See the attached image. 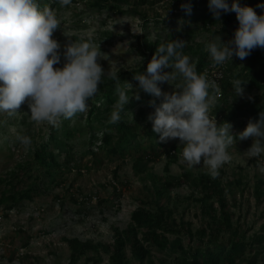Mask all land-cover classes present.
<instances>
[{
	"label": "rangeland",
	"instance_id": "1",
	"mask_svg": "<svg viewBox=\"0 0 264 264\" xmlns=\"http://www.w3.org/2000/svg\"><path fill=\"white\" fill-rule=\"evenodd\" d=\"M119 1L110 0L109 6L101 9L91 5V0H72L70 5L63 7L57 4L54 11L60 27L54 31L53 38L62 46L69 40L91 43L101 51L98 62L106 71L105 75H112L136 69L143 64V35H147L151 41L160 39L165 42L171 36L186 41L182 52L195 65L201 45L206 51L207 44L219 42L218 36L223 43H227L239 26L236 23L229 30L223 31L221 19H217V23L206 29L193 18V13L187 15L180 7L182 3H191L194 8L200 0ZM245 1L258 15H264V9L257 7L264 4V0ZM254 51L264 52V49L253 50L244 60L234 56L232 61H227V64H231L229 72L227 68L224 71L223 81H228L227 89H222L221 96L215 95L216 98H222L225 107L220 109L214 105L210 111L216 121L220 113L238 104L257 97H262L264 102V87H252L247 83L250 73L262 64V60L253 55ZM64 62L61 55V63L55 67H62ZM212 63L208 53L205 68L212 66ZM217 72V67L210 71L212 75L207 77L208 80L211 81ZM235 79L245 82L242 85L243 97L236 96L233 86ZM130 83L134 92L138 90V81L133 79ZM169 83H162L159 87L162 91L171 92L177 84L183 83V78L178 76ZM210 95L214 93L210 92ZM161 101L162 97L159 98ZM148 102L146 106L152 109ZM137 109L138 105L128 110L126 117L135 120ZM245 116L246 112L240 111L232 121L231 133L234 136L246 128ZM101 126L98 122L95 130L99 131ZM49 128L50 125L46 123L37 124L30 119L27 102L13 116L0 113V197L8 188L2 179L10 178L9 172L16 162L30 156L29 146L34 142L31 138L39 140ZM22 131L24 133L21 134ZM72 132L74 135L70 142L74 147L67 149L61 146L62 168L49 173L40 170L33 161L30 164L32 177L18 184V187L28 184L35 187L32 199L21 200L13 207L0 203V264H113L111 244L115 230L126 228L132 222L133 211L139 206L154 205L151 191L155 186L152 182H158L159 179L178 182L168 187L160 199L162 204L172 209L168 214L169 225L181 230L179 233L167 231L168 239L180 236L186 249L202 244L198 230L208 224L211 220L209 211L213 210L205 212L202 204L214 208L218 215H221V210L217 201L207 199L203 202L198 199L202 196L198 186L189 182L179 183L185 173H189L191 179L209 173L203 164L190 168L182 162L183 146L178 138L167 143L156 142V154L150 153L148 156L151 157L135 168V158L143 152H149L150 142L154 140L145 123L140 126L134 145L131 143L128 146L125 155L110 153L107 148L97 150L94 155L88 152L90 132L85 112L78 113L70 120H62L58 134L65 139ZM18 135L29 137L31 144L27 147L23 145L17 140ZM252 143L251 137L246 140L237 139L228 148L231 161L219 169L217 178L226 190L227 208L233 213L230 226L221 230V234L234 236L237 230L239 236L247 242L246 255L254 258L256 264H262L264 241L262 245L252 238L257 233H264V200L258 203L254 192L258 177L264 178V171H261L264 168V155L249 158L246 151ZM172 144H175V148H171ZM237 178H241V183L235 181ZM183 221L191 222L193 237L181 228ZM74 237L92 241L98 245V249L83 252L75 261H71L68 240ZM208 238L209 235H206L205 239ZM124 252L125 264H177V256L180 254V251L170 247L158 250L152 246L151 254L142 261L129 244ZM235 264H247V261L237 260Z\"/></svg>",
	"mask_w": 264,
	"mask_h": 264
},
{
	"label": "clouds",
	"instance_id": "2",
	"mask_svg": "<svg viewBox=\"0 0 264 264\" xmlns=\"http://www.w3.org/2000/svg\"><path fill=\"white\" fill-rule=\"evenodd\" d=\"M71 2L59 0L62 7ZM180 7L191 15V3H182ZM257 7L264 9V4ZM209 9L214 20H220L222 13L235 12L239 25L227 43L218 36V43L206 45L212 67L232 61L234 56L244 60L253 50L264 49V15H258L250 6H241L238 0H232L231 4L227 0H210ZM59 27L55 11L47 5L41 8L38 0H0V113L13 116L27 102L33 122L59 127L62 120L87 111L88 101L97 94L106 74L98 62L101 51L84 41L69 40L62 46L53 38ZM185 42L176 39L156 48L146 73L133 76L138 81V90L134 92L128 82L127 90L134 92L131 98L126 89L116 86L118 110L111 113L110 121L119 122L120 111L132 98L139 100L140 91L149 94L153 99L148 104L154 111L147 120L158 134L157 142L178 138L183 146L182 162L190 168L203 164L215 178L219 169L231 161L228 148L237 139L253 138L246 151L249 158L264 155V111L259 113L258 120L250 119L236 136L231 133L230 123L218 125L215 116L210 115L216 96L210 95L209 89L219 92V85L209 81L206 73L197 74L189 56L182 52ZM61 55L63 66L54 67L61 63ZM178 76L183 78L182 84L171 92L161 90L160 84ZM243 84L239 79L233 81L236 96H244ZM161 97V103L157 104V98ZM17 140L26 147L31 144L27 136L18 135Z\"/></svg>",
	"mask_w": 264,
	"mask_h": 264
},
{
	"label": "trees",
	"instance_id": "3",
	"mask_svg": "<svg viewBox=\"0 0 264 264\" xmlns=\"http://www.w3.org/2000/svg\"><path fill=\"white\" fill-rule=\"evenodd\" d=\"M110 0H91V5L97 8H104L109 6ZM113 1V0H112ZM119 1V0H115ZM121 2L127 0H120ZM119 1V2H120ZM210 0H200L194 8H192V16L195 20L200 22V25L206 29H209L214 23L212 12L209 9ZM229 4L232 0H227ZM241 6H248L245 0H238ZM41 8L45 5L51 7L54 10L59 0H38ZM221 27L223 31L229 30L231 25L238 23L235 12L222 13L221 14ZM55 35V34H54ZM143 42V55L145 61L138 68L129 71H119L112 75H105L102 77V83L99 86L97 94L88 101V109L85 112V119L90 132L89 136V147L88 152L95 154L97 150L107 148L108 152L116 155H125L128 151V146L135 142L137 138L140 126L145 123L146 127L149 128L150 133L154 136V140L150 142V151L143 152L137 156L134 160L135 168L146 160L148 156L153 153L156 154L155 145L158 140V134L152 131V124L147 120L149 113L153 112L154 109H150L146 106L147 102L152 98L143 91L139 92L140 99L136 100L132 98L128 105L124 106L123 111H120V121L112 123L110 121L111 113L118 110L117 100L118 95L116 93V86L119 85L122 89L128 87V82L133 80L135 74L146 73L147 64L150 62L152 56L155 54L156 48L159 44H167L172 40L178 39L176 36H171L165 42L160 39L151 41L147 38V35L142 36ZM189 48H193L191 45H187ZM208 53L204 51L203 45H201L200 52L197 51V60L195 62V69L197 74H204V68L208 63ZM253 55L257 59L262 60L261 67L250 73L247 83L250 86L258 88L264 87V52L254 51ZM55 67V65H54ZM227 72L231 68V64L226 66ZM165 71H168L166 69ZM240 78V75H237ZM226 84L228 81H223L222 89L226 91ZM210 92L215 94L214 89H210ZM128 96L131 98L134 95L132 90H127ZM221 97L216 98L215 108L224 109L221 102ZM159 104V98L156 100ZM140 104V106H139ZM137 116L135 120H130L127 115L128 110L136 107ZM224 111V110H223ZM240 111H245L246 116L244 121L246 125L249 120H258L259 113L264 111V102L262 97H257L246 103H241L235 106L233 109H227L226 112L220 113L217 118V124L224 122L232 123V121L238 116ZM100 123L101 129L95 130L97 123ZM24 131L21 132V134ZM74 132L68 134V137L63 139L58 134V127L50 125L49 130L45 135L40 136L39 140L35 137L33 144L29 146V157L16 162L14 167L11 169L10 178H3L2 181L8 185L7 190L1 195L0 203L7 204L6 207H13L19 201L24 199H32L34 196L35 187L28 184L18 187V184H22L23 181L29 180L32 177L30 172V164L34 161L40 170H45L49 173L57 171L63 167V161L60 160L62 154L61 146L73 148V143L70 142ZM36 139V140H35ZM171 148H175V144L171 145ZM172 154V153H170ZM189 173L184 174V178L179 179V183L189 182L194 186H198L201 189L202 196L198 199L206 202L207 199L217 201L221 210V215H218L214 208L210 206L208 208L205 203L202 204V208L208 213L210 210L211 220L208 224L201 227L198 230L199 238L202 244L196 245L194 248L186 249L185 245L180 236H176L172 240L168 239L167 231L173 233H179L181 230L175 226H171L168 223V214L172 211L168 206L160 202L161 197L164 195L168 187L175 186L178 182L172 179L161 180L158 182L153 181L155 188L152 189L151 194L154 196V205L152 206H139L132 213V222L124 229H116L114 232V240L111 244L113 252L111 254V262L113 264H125V247L129 244L133 249L134 253L144 260L148 255L151 254L152 246L158 250H165L168 247L173 250L180 251L177 256V264H235L237 260H245L247 264H256L254 258L246 255L247 242L239 236L237 230H235L234 236H226L221 234V230L227 229L231 224V217L233 213L227 208L226 190L222 184V181L209 175H201L198 178H190ZM241 183V178L235 180ZM255 196L258 203H262L264 200V178L258 177L254 186ZM212 211V212H211ZM214 212V213H213ZM191 222H181V228L187 230V232L193 237L192 229L190 228ZM141 233V235H140ZM206 235H209L208 239H205ZM263 245L264 233H257L254 239ZM71 254V261H75L83 252L88 250H97L98 245L92 241H83L78 237H74L68 240ZM264 246V245H263ZM255 257V256H254ZM264 264V257L262 259Z\"/></svg>",
	"mask_w": 264,
	"mask_h": 264
},
{
	"label": "built area",
	"instance_id": "4",
	"mask_svg": "<svg viewBox=\"0 0 264 264\" xmlns=\"http://www.w3.org/2000/svg\"><path fill=\"white\" fill-rule=\"evenodd\" d=\"M226 66H227V62H225V64L223 65H220V66H216L217 69L219 68V72H217V74L214 73V77L211 78V81H216V83L219 85V89L220 91L219 92H215L214 95H218V96H221L222 93V83H223V78H224V71L226 69ZM215 67H212L210 66L209 68H205V71H204V74L206 73L207 77L210 76L211 77V73L210 71H213ZM211 89V88H210Z\"/></svg>",
	"mask_w": 264,
	"mask_h": 264
}]
</instances>
